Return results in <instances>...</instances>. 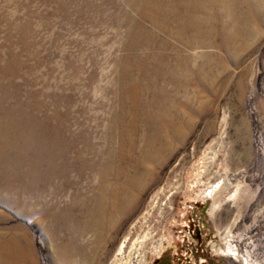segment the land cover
<instances>
[{
    "label": "rangeland",
    "instance_id": "rangeland-1",
    "mask_svg": "<svg viewBox=\"0 0 264 264\" xmlns=\"http://www.w3.org/2000/svg\"><path fill=\"white\" fill-rule=\"evenodd\" d=\"M143 1L0 0V83L17 90L23 100H43L45 96L41 94L45 91L63 93L70 98L61 103V110L71 106L78 116L80 110L88 109L92 120L81 121L94 127L93 136L103 139L119 104L122 85L128 79L142 78L138 70L132 74L122 68L126 47L134 40L131 38L144 36L145 42L129 51L134 55L133 62L146 60L144 71L161 64L167 71L178 59L164 24L147 17L143 6L149 8L150 4L144 5ZM159 17L170 30L176 29L168 17ZM151 33L155 34L154 40ZM165 40L171 44L165 53L170 65L154 58L157 51L164 49L161 43ZM203 51L195 50L193 58L188 59L195 70L188 77H199L203 86L195 82L179 94L174 92L182 105L192 103L193 107L191 128L183 143L169 155L159 179L145 190L137 206L118 216L99 246L92 230L73 238V244L79 243L81 248L73 249L72 244L71 264H114L130 228L137 224L132 234L135 237L146 231L143 214L156 191L161 193L157 205L166 209L160 221L163 229L160 231L156 222L153 245L147 244L133 264H138L145 252L144 264H195V260L199 264L202 260L196 259L190 248L201 241L204 252L200 250L198 255L206 254L209 264H264V27L261 35L242 46L211 47L209 51L216 55L208 58ZM171 70L168 75L174 73ZM11 84L16 85V90ZM73 129L78 127L74 125ZM206 148H210L211 155H217L211 166V180L225 175L218 171L227 167L231 181L242 184L240 198L225 202L214 217L210 215L211 200L207 204L208 200L198 198L197 189L188 186ZM7 170L6 162L0 161V241L29 239L35 264H54L59 250L56 239L50 236V227L48 244L39 224L15 210L14 194L27 184V177L18 179L14 175L10 179ZM233 190L234 186H230L225 197ZM152 212L154 216L158 214L157 210ZM155 220L150 219L152 223ZM229 230L231 236L223 244L222 236ZM161 236L166 247L158 255L154 248L159 246ZM60 237L67 236L62 232ZM220 245H229L243 259L221 255L217 251Z\"/></svg>",
    "mask_w": 264,
    "mask_h": 264
},
{
    "label": "bare ground",
    "instance_id": "bare-ground-1",
    "mask_svg": "<svg viewBox=\"0 0 264 264\" xmlns=\"http://www.w3.org/2000/svg\"><path fill=\"white\" fill-rule=\"evenodd\" d=\"M143 4H150L149 8L143 6L147 17L164 24L178 59L167 71L162 64L144 71L146 60L140 58L137 63L133 62L134 55L129 53L134 46L145 42L144 36L131 38L134 40L126 47L122 68L132 74L138 70L142 78L128 79L122 85L119 104L113 110L103 139L93 136L94 127L81 121L92 120L88 109H78V116L71 111V106L61 110L63 102L70 98L63 93L45 91L41 94L45 96L43 100L35 97L23 100L16 85L11 84L14 91L0 83V161L6 162L8 178L27 177V184L14 194L15 210L39 224L48 244H51L50 236L56 239L59 253L54 264H71L70 250L76 235L83 237L86 231L92 230L99 246L114 228L118 216L126 215L137 206L145 190L159 179L160 169L169 155L183 143L191 128L193 107L192 103L182 105L176 94L191 83L201 84L199 77H188L195 73L188 61L193 58L192 52L202 48L204 57L215 56L209 48L242 46L261 35L264 27V0H144ZM159 16L168 17L176 29L170 30ZM153 34L151 40H154ZM161 44L164 49L157 51L154 58L170 65V57L165 53L171 44L167 40ZM170 70L174 72L172 75H168ZM74 125L78 130L73 129ZM207 148L188 186L198 190V198H212L214 211L228 200L236 202L242 184L231 181L227 167L218 171L225 175L211 180V166L217 155H211ZM230 185L234 190L225 197L222 191ZM160 196L158 191L154 193L150 208L143 214L146 231L135 237L132 234L137 224L130 228L118 248L114 264H133V259L139 257L147 244L153 245V232L157 230L154 225L158 223L159 230L163 229L160 221L166 210L164 205H157ZM155 210L158 214L154 216ZM152 217L156 218L153 223ZM62 232L66 238L61 239ZM230 233L229 230L223 239L231 236ZM163 239L161 236L159 246L154 248L158 255L166 247ZM57 240L61 243L57 244ZM129 243L130 251L126 254ZM78 244H73V249L79 250ZM217 251L237 261L243 259L229 245ZM146 253H142L138 264L147 261ZM0 264H35L30 240L24 242L22 237H13L0 241Z\"/></svg>",
    "mask_w": 264,
    "mask_h": 264
},
{
    "label": "flooded vegetation",
    "instance_id": "flooded-vegetation-1",
    "mask_svg": "<svg viewBox=\"0 0 264 264\" xmlns=\"http://www.w3.org/2000/svg\"><path fill=\"white\" fill-rule=\"evenodd\" d=\"M230 186H232V185H230ZM230 186H228V188L230 187ZM227 188V189H228ZM225 192L226 191H224V194H225ZM232 193V192H231ZM229 196V195H228ZM208 200V201H207ZM210 200H211V208H210V215L212 216V217H214V215H215V213H216V209L213 211V207H212V198H208V199H206L205 201H207V204L208 203H210ZM228 201H231V200H228ZM227 202V201H226ZM225 203V202H224ZM199 233V232H198ZM198 237V241H199V237H200V235L199 236H197ZM222 239H223V236H222ZM224 240V239H223ZM225 243V240L223 241V244ZM203 245V241H201L199 244L198 243H195L190 249H191V251H192V253H193V251H194V253H196V259L199 257V259L200 260H202L201 262H199V264H209V261H210V258H208L207 257V255L206 254H204L205 256H203V255H198V253H199V251L200 250H202V252H204V247L202 246ZM222 245H220L218 248H217V250L218 249H220V247H221ZM195 264H198V262L195 260Z\"/></svg>",
    "mask_w": 264,
    "mask_h": 264
}]
</instances>
